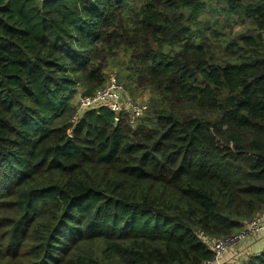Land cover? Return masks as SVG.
<instances>
[{"label": "trees", "instance_id": "1", "mask_svg": "<svg viewBox=\"0 0 264 264\" xmlns=\"http://www.w3.org/2000/svg\"><path fill=\"white\" fill-rule=\"evenodd\" d=\"M263 32L264 0H0V264L212 260L264 211ZM122 53L146 114L73 122Z\"/></svg>", "mask_w": 264, "mask_h": 264}, {"label": "built area", "instance_id": "2", "mask_svg": "<svg viewBox=\"0 0 264 264\" xmlns=\"http://www.w3.org/2000/svg\"><path fill=\"white\" fill-rule=\"evenodd\" d=\"M98 109H106L112 113L115 124L125 118L130 126H135L146 114L148 102L146 100L136 101L128 96L123 85L119 83L116 73L110 72L107 74L106 84L103 88L93 95H78L76 97L73 122H77L86 113ZM262 232H264V211L258 217L245 224L239 233L214 242H207L213 258L204 264H220L221 257L227 250L241 246L250 238L258 236Z\"/></svg>", "mask_w": 264, "mask_h": 264}, {"label": "rangeland", "instance_id": "3", "mask_svg": "<svg viewBox=\"0 0 264 264\" xmlns=\"http://www.w3.org/2000/svg\"><path fill=\"white\" fill-rule=\"evenodd\" d=\"M226 8H227V5H226V3L224 1H214L213 4H209V6L207 8H205V12L203 13V15L200 17V22H201L202 26L211 25L214 22L215 18H219L218 20L220 22H222V23H226L227 21L229 23L232 22L231 23V25H232L231 28H232V31H234L233 36L236 37V38H240V37H243L245 35L252 34V32H253L252 31V25H251L249 19L248 18H245V19L243 18L244 21L243 20L239 21L240 19H237L234 16H232V18L231 17L230 18H225L226 13H223V12H220V11L222 9H226ZM210 10H214L212 12V14H211ZM262 35H263V38H264V32H263ZM127 58H128L127 54H125V53L120 54L119 57L117 58V60H115L113 62V66L115 68L113 66H110V68L108 69L106 74H108L110 72H113V73H116V75L119 76V78H124L127 75V73H128L126 68H125L126 63H127ZM117 65H118V67H117ZM147 96L148 95L144 94V93L142 95L134 93V97H135V99H137L136 101H141V100L144 101V100H146ZM237 248L238 247H234L232 249L227 250L224 253V255H222L221 260H220V264H234L235 263V259L237 258V256H234V255H237L239 250H241V252L239 253L240 255L246 252L245 250H243V248H238V249ZM233 250H236L235 251L236 254L233 253Z\"/></svg>", "mask_w": 264, "mask_h": 264}, {"label": "crops", "instance_id": "4", "mask_svg": "<svg viewBox=\"0 0 264 264\" xmlns=\"http://www.w3.org/2000/svg\"><path fill=\"white\" fill-rule=\"evenodd\" d=\"M238 248H243V250H245L246 252L243 254H239L241 252V250H237L238 254H236V250H233V255L237 256V260L235 259V263H238L242 260H245L248 256L256 254L258 252H260L263 248H264V232H262L260 235L255 236L250 238L246 243L242 244L241 246H239ZM237 248V249H238Z\"/></svg>", "mask_w": 264, "mask_h": 264}, {"label": "water", "instance_id": "5", "mask_svg": "<svg viewBox=\"0 0 264 264\" xmlns=\"http://www.w3.org/2000/svg\"><path fill=\"white\" fill-rule=\"evenodd\" d=\"M70 139V137H68V140Z\"/></svg>", "mask_w": 264, "mask_h": 264}]
</instances>
